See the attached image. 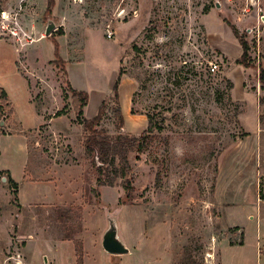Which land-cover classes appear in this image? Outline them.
<instances>
[{"label": "rangeland", "instance_id": "rangeland-1", "mask_svg": "<svg viewBox=\"0 0 264 264\" xmlns=\"http://www.w3.org/2000/svg\"><path fill=\"white\" fill-rule=\"evenodd\" d=\"M14 18L20 41L2 30ZM259 69L264 0H0V264H77V248L84 264H264ZM69 86L87 94V120L106 101L111 139L139 137L148 116L161 128L128 156L130 198L117 162L98 183ZM60 192L67 206L43 205ZM107 214L127 254L103 251Z\"/></svg>", "mask_w": 264, "mask_h": 264}, {"label": "trees", "instance_id": "trees-1", "mask_svg": "<svg viewBox=\"0 0 264 264\" xmlns=\"http://www.w3.org/2000/svg\"><path fill=\"white\" fill-rule=\"evenodd\" d=\"M49 5L53 6L50 1ZM50 6H48V8ZM48 13L49 11H47V14ZM229 27L232 29L242 48L241 56L236 60V64L248 68L250 66V60L248 57V44L244 42L242 38L238 37L234 26L229 24ZM57 32L59 35H62V31L57 30ZM55 57H57V54L55 55ZM121 74V72L118 73V76L113 84L110 97V100L113 103V116L115 118L116 129L118 131H120L124 126V118L121 112L119 94ZM257 81L260 85V90L262 92V97L259 98V103H261L264 108V69H259ZM70 92L72 94L71 99L76 115V120L78 124L83 127L84 131L83 144L85 154L93 159L92 163L98 172V183L102 185L107 184L105 181H103V178L109 174L110 167L113 168V164L117 162L119 165V176L115 175V177H119L122 179V188L124 190L125 197L130 198L134 189L131 185V180L128 177L131 171L128 163V156L132 153L142 152V150L144 149V144L147 141L148 137L153 134L156 130H161V128H159L153 122L152 117L148 116L147 129L139 137L128 136L118 133L116 138L111 139L104 129L99 128L100 123L104 118L106 101L102 102L96 116L90 120H87L83 117V109L88 102L87 94L82 91H76L71 87ZM0 99L3 102H6L8 100L6 93L2 89H0ZM63 115H65V110L56 112L54 114V117H60ZM262 125L264 130V120ZM114 173L117 174L118 172L114 169ZM2 174L8 175L6 171L0 172V175ZM8 180L14 188L15 192L17 190L18 184L11 178H8ZM119 204L124 205L125 202L120 201ZM75 255L77 258V264H83L82 248L75 249Z\"/></svg>", "mask_w": 264, "mask_h": 264}, {"label": "water", "instance_id": "water-1", "mask_svg": "<svg viewBox=\"0 0 264 264\" xmlns=\"http://www.w3.org/2000/svg\"><path fill=\"white\" fill-rule=\"evenodd\" d=\"M260 14L262 11L260 10ZM56 30L55 24L52 21L46 26L44 37H49ZM2 125V123H1ZM5 180L4 178L2 179ZM107 229L102 237V249L108 255H123L129 252L127 246L120 236L119 225L113 220V216L107 214Z\"/></svg>", "mask_w": 264, "mask_h": 264}, {"label": "built area", "instance_id": "built-area-1", "mask_svg": "<svg viewBox=\"0 0 264 264\" xmlns=\"http://www.w3.org/2000/svg\"><path fill=\"white\" fill-rule=\"evenodd\" d=\"M259 14H260V10H259ZM1 16L3 20H7V17L6 18L3 17L4 16L3 13ZM8 22L9 23L7 24L6 28L2 27V30H5L7 34L10 35L13 39L20 41L21 37L26 36L22 28H20L18 21L15 18L13 20H8ZM109 36H111V33H109ZM207 70L209 73L214 74L215 72H217L218 66L215 63H209Z\"/></svg>", "mask_w": 264, "mask_h": 264}, {"label": "crops", "instance_id": "crops-1", "mask_svg": "<svg viewBox=\"0 0 264 264\" xmlns=\"http://www.w3.org/2000/svg\"><path fill=\"white\" fill-rule=\"evenodd\" d=\"M2 152H1V149H0V156H1ZM0 170H4V169H0ZM5 171V170H4ZM10 172V171H8ZM13 181H15V179H12ZM16 182V181H15ZM17 183V182H16ZM18 184V183H17ZM80 193L79 191L76 192V194ZM68 195H63V193H59L58 194V198H55L53 199L49 204H43V205H47L49 207H65L69 204L68 202ZM73 199V201L76 203L77 200H78V196H74V197H71ZM83 253H84V245H83ZM83 258H84V255H83ZM84 264V263H83Z\"/></svg>", "mask_w": 264, "mask_h": 264}, {"label": "bare ground", "instance_id": "bare-ground-1", "mask_svg": "<svg viewBox=\"0 0 264 264\" xmlns=\"http://www.w3.org/2000/svg\"><path fill=\"white\" fill-rule=\"evenodd\" d=\"M3 17H5L6 18V16L4 15Z\"/></svg>", "mask_w": 264, "mask_h": 264}]
</instances>
